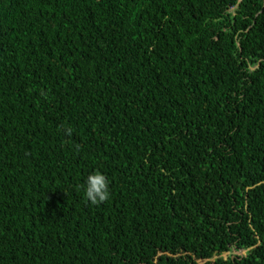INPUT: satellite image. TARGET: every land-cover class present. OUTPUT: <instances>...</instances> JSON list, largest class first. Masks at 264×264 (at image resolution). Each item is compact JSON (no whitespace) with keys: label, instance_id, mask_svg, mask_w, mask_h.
I'll list each match as a JSON object with an SVG mask.
<instances>
[{"label":"trees","instance_id":"1","mask_svg":"<svg viewBox=\"0 0 264 264\" xmlns=\"http://www.w3.org/2000/svg\"><path fill=\"white\" fill-rule=\"evenodd\" d=\"M0 264H264V0H0Z\"/></svg>","mask_w":264,"mask_h":264},{"label":"clouds","instance_id":"2","mask_svg":"<svg viewBox=\"0 0 264 264\" xmlns=\"http://www.w3.org/2000/svg\"><path fill=\"white\" fill-rule=\"evenodd\" d=\"M65 134L71 136L72 129L70 127L67 128ZM83 188L85 201L95 206L107 202L111 197L110 181L108 177L99 170L91 173L87 177ZM77 190L79 191V186Z\"/></svg>","mask_w":264,"mask_h":264},{"label":"rangeland","instance_id":"3","mask_svg":"<svg viewBox=\"0 0 264 264\" xmlns=\"http://www.w3.org/2000/svg\"><path fill=\"white\" fill-rule=\"evenodd\" d=\"M234 252V251H233Z\"/></svg>","mask_w":264,"mask_h":264}]
</instances>
